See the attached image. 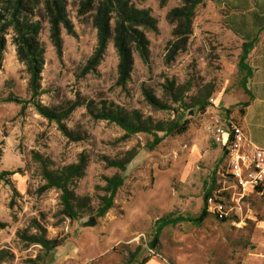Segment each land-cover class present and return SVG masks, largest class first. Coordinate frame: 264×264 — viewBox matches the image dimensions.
Returning a JSON list of instances; mask_svg holds the SVG:
<instances>
[{
	"label": "rangeland",
	"instance_id": "obj_1",
	"mask_svg": "<svg viewBox=\"0 0 264 264\" xmlns=\"http://www.w3.org/2000/svg\"><path fill=\"white\" fill-rule=\"evenodd\" d=\"M147 7L158 19L156 30H147L150 57L144 62L134 53V68L126 84L119 82V54L110 40L101 62L89 72L86 65L98 43L93 12L80 14L69 0L75 34L62 31L59 56L49 37L48 23L40 39L44 43L41 103L49 106L82 101L64 120L38 113L30 102L32 90L27 66L19 60L12 35L0 61V170L13 171L11 181L0 180V264H138L145 257L162 264H261L264 247V196H243L227 173L228 159L212 138L214 109H187L194 95L206 98L234 92L241 86L238 71L241 45L223 42L206 27L205 7L196 5L189 33L182 31L184 17L169 13L190 0H131ZM173 79L183 91L177 101L164 94L163 83ZM168 102L155 109L142 93L143 85ZM202 91V92H200ZM17 97L21 102L10 100ZM203 97V96H202ZM103 102L139 109L144 117L172 120L177 114L189 121L181 135L166 136L153 149L146 132H127L115 122L95 118L87 102ZM72 133V136L70 135ZM162 134V133H161ZM76 139L74 137H80ZM134 156L124 171L109 165L110 159ZM84 159L86 168L69 184L74 207L68 216L63 191L48 186L43 169L59 170ZM124 176L114 206L103 216L96 213L107 191V177ZM216 178V190L234 207L233 215L219 220L209 215L202 224L180 222L162 229L159 244L151 248L156 220L165 215L197 216L203 206L205 182ZM91 216L95 226H83ZM43 227L38 231L36 225ZM63 243L46 253L29 243L25 234L44 233Z\"/></svg>",
	"mask_w": 264,
	"mask_h": 264
},
{
	"label": "trees",
	"instance_id": "obj_2",
	"mask_svg": "<svg viewBox=\"0 0 264 264\" xmlns=\"http://www.w3.org/2000/svg\"><path fill=\"white\" fill-rule=\"evenodd\" d=\"M80 14L93 12V24L98 31V43L94 53L88 60L86 72L93 70L102 60L111 39L119 54V82L126 84L130 79L134 68V53L137 52L140 58L147 62L150 57V38L147 30H156L158 19L151 13L147 7H138L131 0H74ZM168 0H159L161 6H164ZM203 0H190L189 5L174 8L168 15L169 19L184 17L182 31L189 33L191 19L197 4ZM69 0H0V61L7 45V35H12V41L16 45L17 56L26 66L30 75V86L32 97L30 102L35 106L39 114L48 120H54L57 124L66 130L64 120L82 101L69 102L49 106L41 103L36 96L40 94L42 71L45 65L46 48L40 39V33L44 24L48 23L49 37L59 56L63 53L62 31L65 29L69 34H75L74 23L70 17ZM253 41L244 42L241 46V53L238 60V71L241 75V86L248 92L247 81L252 74V69L247 62L248 54L256 43ZM164 94L168 95L173 101L178 100V95L183 91L179 88L173 79L167 78L163 83ZM213 89L206 92L205 95H194L187 109L197 108L204 112L210 105L207 101L208 95ZM202 92V91H200ZM142 93L149 105L155 109H168L170 105L163 98L159 97L155 91L147 85H143ZM203 96V97H202ZM211 98V97H210ZM10 100L21 102L17 97L10 96ZM89 112L97 119L115 122L121 126L127 134L136 132H146L153 136L149 142L151 149L156 147L166 136H176L184 134L189 128V121L182 115L172 120H161L151 116L144 117L139 109H126L115 103L103 102L100 107H93V103L87 102ZM244 105V104H243ZM243 107L239 112L243 113ZM222 115L231 116L236 122L239 120L232 115L230 108L221 109ZM67 132V130H66ZM162 133V134H161ZM72 136V133H70ZM76 139L83 138L74 137ZM134 154L129 153L124 158H115L109 160V165L118 168L121 171L126 169L127 164L133 158ZM86 168V161L81 159L77 164H69L61 167L59 170L43 169V176L48 181L49 187H54L63 191L65 207L68 216L73 217L74 207L68 198L69 184L74 177L81 176ZM13 171L0 170V180L10 182ZM124 184V176L116 173L107 177L108 193L103 197L101 206L96 215H105L113 206L114 199L120 187ZM205 194L203 206L197 216L189 215H165L156 220V229L150 242L151 248L159 244L162 229L167 225H176L180 222H192L200 225L210 215L207 209L208 198L216 190V178L205 182ZM226 220V219H224ZM38 231H44L38 223L35 226ZM29 243L40 244L46 253L60 246L62 239H49L44 233L25 234ZM150 258L145 257L138 264H145Z\"/></svg>",
	"mask_w": 264,
	"mask_h": 264
},
{
	"label": "crops",
	"instance_id": "obj_3",
	"mask_svg": "<svg viewBox=\"0 0 264 264\" xmlns=\"http://www.w3.org/2000/svg\"><path fill=\"white\" fill-rule=\"evenodd\" d=\"M205 15L206 27L216 31L223 42L234 40L242 46L257 38L247 58L252 69L248 92L243 87L234 92H220L210 107L214 112L230 108L247 134L248 146L264 149V0H210ZM240 107L243 113L239 112ZM259 255L264 264V247ZM145 264L162 262L153 258Z\"/></svg>",
	"mask_w": 264,
	"mask_h": 264
},
{
	"label": "built area",
	"instance_id": "obj_4",
	"mask_svg": "<svg viewBox=\"0 0 264 264\" xmlns=\"http://www.w3.org/2000/svg\"><path fill=\"white\" fill-rule=\"evenodd\" d=\"M210 101V104L215 102L214 96ZM220 112L212 116L211 132L213 141L226 152L228 175L240 188L241 196L248 193L264 196V149L248 146L247 134L242 125ZM207 209L217 219L227 220L233 215L234 207L227 203L223 195L214 192L208 198Z\"/></svg>",
	"mask_w": 264,
	"mask_h": 264
},
{
	"label": "water",
	"instance_id": "obj_5",
	"mask_svg": "<svg viewBox=\"0 0 264 264\" xmlns=\"http://www.w3.org/2000/svg\"><path fill=\"white\" fill-rule=\"evenodd\" d=\"M97 223V217L91 216L89 219L83 222V226H95Z\"/></svg>",
	"mask_w": 264,
	"mask_h": 264
}]
</instances>
